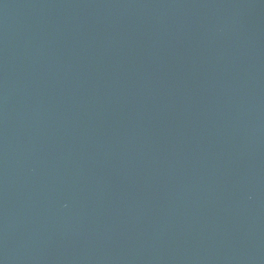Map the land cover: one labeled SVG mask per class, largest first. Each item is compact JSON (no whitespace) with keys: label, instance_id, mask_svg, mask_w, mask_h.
<instances>
[{"label":"water","instance_id":"95a60500","mask_svg":"<svg viewBox=\"0 0 264 264\" xmlns=\"http://www.w3.org/2000/svg\"><path fill=\"white\" fill-rule=\"evenodd\" d=\"M0 264H264V0H0Z\"/></svg>","mask_w":264,"mask_h":264}]
</instances>
